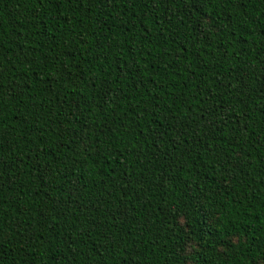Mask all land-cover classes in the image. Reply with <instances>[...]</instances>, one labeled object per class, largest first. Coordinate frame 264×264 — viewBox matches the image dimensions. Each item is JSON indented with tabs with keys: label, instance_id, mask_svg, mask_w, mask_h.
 I'll return each instance as SVG.
<instances>
[{
	"label": "trees",
	"instance_id": "trees-1",
	"mask_svg": "<svg viewBox=\"0 0 264 264\" xmlns=\"http://www.w3.org/2000/svg\"><path fill=\"white\" fill-rule=\"evenodd\" d=\"M0 264H264V0H0Z\"/></svg>",
	"mask_w": 264,
	"mask_h": 264
}]
</instances>
